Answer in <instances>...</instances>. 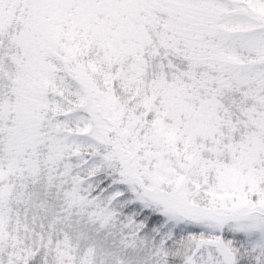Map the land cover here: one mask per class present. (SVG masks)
Here are the masks:
<instances>
[{"label":"snow or ice","instance_id":"1","mask_svg":"<svg viewBox=\"0 0 264 264\" xmlns=\"http://www.w3.org/2000/svg\"><path fill=\"white\" fill-rule=\"evenodd\" d=\"M0 264H264V0H0Z\"/></svg>","mask_w":264,"mask_h":264}]
</instances>
